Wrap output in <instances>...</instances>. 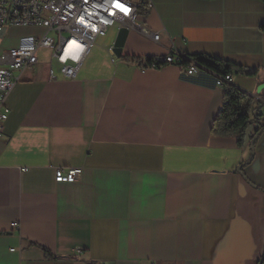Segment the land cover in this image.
Segmentation results:
<instances>
[{
    "label": "crops",
    "instance_id": "1",
    "mask_svg": "<svg viewBox=\"0 0 264 264\" xmlns=\"http://www.w3.org/2000/svg\"><path fill=\"white\" fill-rule=\"evenodd\" d=\"M150 1L140 2L119 56L115 39L98 42L107 35L75 79L53 62L52 80L51 52L41 49L10 92L0 264H257L263 256L264 131L249 137L264 122L252 119L242 146L215 136L226 88L213 73L187 77L178 64L141 68L131 59L230 61L253 72L233 68L231 84L264 114V0ZM57 167L83 172L57 183Z\"/></svg>",
    "mask_w": 264,
    "mask_h": 264
},
{
    "label": "built area",
    "instance_id": "2",
    "mask_svg": "<svg viewBox=\"0 0 264 264\" xmlns=\"http://www.w3.org/2000/svg\"><path fill=\"white\" fill-rule=\"evenodd\" d=\"M141 1L153 6L150 0H0V34L13 27L33 28L32 33L19 37L17 46L0 54V139L5 135L10 112L7 98L21 81L23 73L36 69L39 50L48 49L51 52L52 80L57 79L53 62L57 63L65 79H75L99 38L107 36L112 28L119 30L136 26ZM117 3L127 12L115 7ZM138 27L142 35L156 41L160 39V35L149 27ZM154 61V68L158 64H178L187 77L201 72L211 73L195 59L180 53L156 57ZM214 75L218 86L232 83V73L223 71ZM258 102L263 100L258 99ZM82 172V167H57L55 181L73 183L80 179ZM13 226L17 227V224Z\"/></svg>",
    "mask_w": 264,
    "mask_h": 264
},
{
    "label": "trees",
    "instance_id": "3",
    "mask_svg": "<svg viewBox=\"0 0 264 264\" xmlns=\"http://www.w3.org/2000/svg\"><path fill=\"white\" fill-rule=\"evenodd\" d=\"M264 28V25H263ZM190 58L195 59L200 66L205 67L213 74L220 75L223 71L232 73L233 68H237V72L252 74L243 67H239L230 61L214 58L208 55H194ZM130 60V59H127ZM141 68H154V59H147L141 62L139 59H131ZM187 63V62H184ZM165 64H162V66ZM161 67L160 64L157 68ZM226 93L222 108L214 119L211 132L215 136L234 137L239 146H242L248 140V130L251 125L252 117L258 122H264V114H259V106L253 107L254 98L246 92L238 89L232 84L225 86ZM261 104V103H260ZM264 131V124L255 132L250 140L256 139L257 136ZM247 162H243L239 171L243 173V168ZM257 264H264V254Z\"/></svg>",
    "mask_w": 264,
    "mask_h": 264
},
{
    "label": "rangeland",
    "instance_id": "4",
    "mask_svg": "<svg viewBox=\"0 0 264 264\" xmlns=\"http://www.w3.org/2000/svg\"><path fill=\"white\" fill-rule=\"evenodd\" d=\"M118 30L116 28H112L110 30V32L108 33V36L105 38L100 39L98 42H110V40L115 39L116 35H117ZM32 33V31H28V30H23V29H19V28H9L7 30V32L5 33V35L3 37H0V46H4V44L6 43V41H11L13 40L16 36H22L24 34H29ZM41 56H45L44 54L41 53ZM253 119V117H252ZM251 119V121H252Z\"/></svg>",
    "mask_w": 264,
    "mask_h": 264
},
{
    "label": "water",
    "instance_id": "5",
    "mask_svg": "<svg viewBox=\"0 0 264 264\" xmlns=\"http://www.w3.org/2000/svg\"><path fill=\"white\" fill-rule=\"evenodd\" d=\"M129 32H130V28L127 27H123L118 30L115 41L113 43V51L117 56L121 54V50L126 42ZM4 35H5V30L1 32L0 37H3ZM262 104L264 105V101L262 102ZM260 108H262V105L259 106L258 110Z\"/></svg>",
    "mask_w": 264,
    "mask_h": 264
},
{
    "label": "snow or ice",
    "instance_id": "6",
    "mask_svg": "<svg viewBox=\"0 0 264 264\" xmlns=\"http://www.w3.org/2000/svg\"><path fill=\"white\" fill-rule=\"evenodd\" d=\"M115 7L120 8L121 11H125V12H127V9L124 8L121 4H118V3H117V4L115 5Z\"/></svg>",
    "mask_w": 264,
    "mask_h": 264
},
{
    "label": "bare ground",
    "instance_id": "7",
    "mask_svg": "<svg viewBox=\"0 0 264 264\" xmlns=\"http://www.w3.org/2000/svg\"><path fill=\"white\" fill-rule=\"evenodd\" d=\"M261 103V102H260Z\"/></svg>",
    "mask_w": 264,
    "mask_h": 264
}]
</instances>
